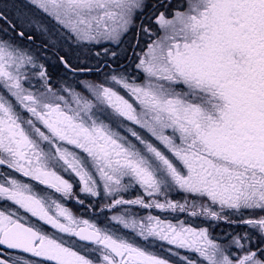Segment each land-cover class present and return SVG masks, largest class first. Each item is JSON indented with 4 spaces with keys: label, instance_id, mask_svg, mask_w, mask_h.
<instances>
[{
    "label": "snow or ice",
    "instance_id": "6c2138e0",
    "mask_svg": "<svg viewBox=\"0 0 264 264\" xmlns=\"http://www.w3.org/2000/svg\"><path fill=\"white\" fill-rule=\"evenodd\" d=\"M0 264H264V0H0Z\"/></svg>",
    "mask_w": 264,
    "mask_h": 264
},
{
    "label": "flooded vegetation",
    "instance_id": "af4514ba",
    "mask_svg": "<svg viewBox=\"0 0 264 264\" xmlns=\"http://www.w3.org/2000/svg\"><path fill=\"white\" fill-rule=\"evenodd\" d=\"M162 215H163V214H162ZM181 218H184V217L181 216ZM225 231H230V229L227 228L226 226L222 225V234H223V232H225ZM217 232H218V229L216 230V234H217Z\"/></svg>",
    "mask_w": 264,
    "mask_h": 264
},
{
    "label": "rangeland",
    "instance_id": "374dc122",
    "mask_svg": "<svg viewBox=\"0 0 264 264\" xmlns=\"http://www.w3.org/2000/svg\"><path fill=\"white\" fill-rule=\"evenodd\" d=\"M178 198V197H177ZM217 230V229H216ZM222 234V225L220 228H218V232H217V235H221Z\"/></svg>",
    "mask_w": 264,
    "mask_h": 264
},
{
    "label": "trees",
    "instance_id": "16d2710c",
    "mask_svg": "<svg viewBox=\"0 0 264 264\" xmlns=\"http://www.w3.org/2000/svg\"><path fill=\"white\" fill-rule=\"evenodd\" d=\"M129 39H131V37H129ZM231 230V229H230Z\"/></svg>",
    "mask_w": 264,
    "mask_h": 264
}]
</instances>
